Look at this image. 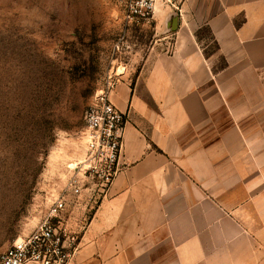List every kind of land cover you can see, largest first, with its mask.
Returning <instances> with one entry per match:
<instances>
[{
  "label": "crops",
  "instance_id": "0c3cea01",
  "mask_svg": "<svg viewBox=\"0 0 264 264\" xmlns=\"http://www.w3.org/2000/svg\"><path fill=\"white\" fill-rule=\"evenodd\" d=\"M178 6L157 7V49L109 94L120 172L106 195L70 197L68 264H264V0Z\"/></svg>",
  "mask_w": 264,
  "mask_h": 264
},
{
  "label": "rangeland",
  "instance_id": "374dc122",
  "mask_svg": "<svg viewBox=\"0 0 264 264\" xmlns=\"http://www.w3.org/2000/svg\"><path fill=\"white\" fill-rule=\"evenodd\" d=\"M159 33L127 24L120 0H0V250L44 218L84 159L89 106L109 77L145 67Z\"/></svg>",
  "mask_w": 264,
  "mask_h": 264
},
{
  "label": "built area",
  "instance_id": "2783aa9c",
  "mask_svg": "<svg viewBox=\"0 0 264 264\" xmlns=\"http://www.w3.org/2000/svg\"><path fill=\"white\" fill-rule=\"evenodd\" d=\"M127 24H150L157 7L178 9V0H120ZM115 74L85 114L82 137L84 159L74 168L60 194L51 196L47 213L37 227L11 246L0 250V264H68L78 247L80 231L69 223L70 197L106 195L120 172L126 114L117 109L109 94L120 81ZM92 200V198H90ZM83 224L85 217L83 215ZM80 228V227H79Z\"/></svg>",
  "mask_w": 264,
  "mask_h": 264
}]
</instances>
